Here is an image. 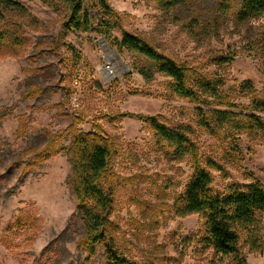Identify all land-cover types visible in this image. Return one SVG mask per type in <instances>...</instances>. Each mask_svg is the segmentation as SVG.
<instances>
[{
  "label": "rangeland",
  "instance_id": "rangeland-1",
  "mask_svg": "<svg viewBox=\"0 0 264 264\" xmlns=\"http://www.w3.org/2000/svg\"><path fill=\"white\" fill-rule=\"evenodd\" d=\"M17 1L26 13H15L11 18L16 23L0 21V32L12 26L28 38L17 54L7 48L0 53V264H86L88 256L78 246L83 226L71 190L70 156L61 152L25 174L19 163L36 157L46 144L45 131L65 130L58 145L68 147L75 120L77 131L99 132L111 143L114 204L109 235L122 253L139 264H241L243 257L246 264H264V252L247 246L240 255L216 254L203 241V217L175 213L176 199L193 173L192 159L175 160L143 117L153 115L185 131L198 145L213 190L221 193L232 183L259 180L264 185V135L242 134L238 143L209 131L200 124L197 110L213 106L178 96L162 74L146 80L132 67L135 59L129 53L117 50L125 67L105 77L102 68L109 65L110 55L102 35L66 31L61 12L44 0ZM107 1L124 29L188 68L189 85L197 88L204 75L222 77L230 100L247 105L249 95L241 88L248 81L264 97V57L258 43L264 16L241 21L236 7L222 9V0H185L171 12L155 0ZM92 15L100 17L95 8ZM194 19L199 23L196 36L189 30ZM114 35L120 38L121 32ZM54 41L66 44L53 50ZM230 53L235 55L232 63L215 62V56ZM32 85L44 92L22 97ZM236 143L240 152L231 149ZM210 157L223 169L209 166ZM19 220L22 226H16ZM103 251L100 245L91 261H101Z\"/></svg>",
  "mask_w": 264,
  "mask_h": 264
},
{
  "label": "trees",
  "instance_id": "trees-1",
  "mask_svg": "<svg viewBox=\"0 0 264 264\" xmlns=\"http://www.w3.org/2000/svg\"><path fill=\"white\" fill-rule=\"evenodd\" d=\"M51 8L61 12L66 31L96 32L105 37L121 55H133L132 67L150 80L156 73L169 77L172 91L183 98L199 104L213 106L211 109L199 107L197 115L200 124L222 138H231L239 143V136L264 135V97L255 94L250 82H245L242 92L249 95V103L236 104L224 91L222 77H199L197 88L188 83V68L160 52L146 38L124 29L122 18L107 0H44ZM166 12H171L185 3V0H155ZM224 11L237 8L241 21L256 20L264 16V0H222ZM92 8L100 14L94 19ZM26 7L17 0H0V21H12L15 13H26ZM191 24L189 30L194 36L198 33L199 23ZM16 23V21H12ZM20 28L21 24L17 23ZM119 30L121 37L114 35ZM204 30V28H201ZM65 31V32H66ZM209 29L206 31L207 34ZM206 36V35H205ZM64 39V33L61 35ZM258 40L264 57V33ZM28 38L22 30L12 26L0 32V53L7 48L12 54L27 44ZM65 41L52 42V49L59 50ZM6 46V47H5ZM68 46V45H67ZM219 66L230 64L235 59L233 53L214 57ZM44 92V88L32 85L22 93L24 98H32ZM227 108H239L240 111ZM154 131L167 144L175 160L189 156L193 163V173L184 192L176 199L175 213L180 216L199 214L204 219L206 235L203 241L208 248L222 256L240 255L243 246L251 251L264 252V185L259 180L246 184L232 183L224 192H215L212 188V176L202 166L198 145L179 128H172L161 122L156 116L143 117ZM75 120V119H74ZM72 124V136L68 147L59 146L58 140L65 130L52 133L45 131L46 144L35 153L30 161L20 160L21 173L39 167L44 161L65 152L71 159V190L77 200L83 232L78 239V246L87 254L86 264H139L122 253L109 235L111 210L114 196L111 189L112 146L108 138L99 132L77 131ZM233 149L240 152V144ZM232 147V145H230ZM230 149V150H231ZM232 152V151H230ZM208 165L215 169L223 166L210 157ZM16 226H22L16 221ZM104 248L102 260L92 262L91 258L99 253V246ZM246 264V258L240 260Z\"/></svg>",
  "mask_w": 264,
  "mask_h": 264
},
{
  "label": "bare ground",
  "instance_id": "bare-ground-1",
  "mask_svg": "<svg viewBox=\"0 0 264 264\" xmlns=\"http://www.w3.org/2000/svg\"><path fill=\"white\" fill-rule=\"evenodd\" d=\"M102 46L107 52V54L110 55L109 57V65L102 68V72L107 78H111L115 76L116 74L122 72L123 68L125 67L122 63V61L119 59V56L117 55V52L115 50H112L109 46V44L105 41H102ZM111 55L113 57V61L111 63Z\"/></svg>",
  "mask_w": 264,
  "mask_h": 264
},
{
  "label": "water",
  "instance_id": "water-1",
  "mask_svg": "<svg viewBox=\"0 0 264 264\" xmlns=\"http://www.w3.org/2000/svg\"><path fill=\"white\" fill-rule=\"evenodd\" d=\"M101 41L107 42V40L105 39V37H102L101 38ZM114 50L117 52V55L119 56V53H118L117 49H114ZM127 69H129V65H127Z\"/></svg>",
  "mask_w": 264,
  "mask_h": 264
}]
</instances>
